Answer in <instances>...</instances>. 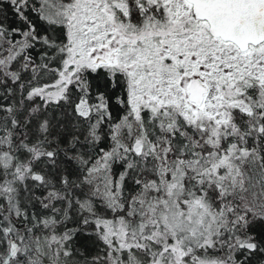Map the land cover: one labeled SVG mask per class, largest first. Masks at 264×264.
Wrapping results in <instances>:
<instances>
[{
    "label": "snow or ice",
    "instance_id": "1",
    "mask_svg": "<svg viewBox=\"0 0 264 264\" xmlns=\"http://www.w3.org/2000/svg\"><path fill=\"white\" fill-rule=\"evenodd\" d=\"M0 264H264V0H0Z\"/></svg>",
    "mask_w": 264,
    "mask_h": 264
}]
</instances>
